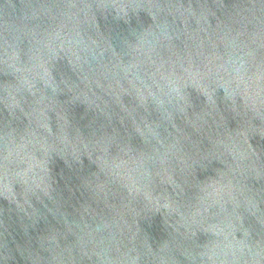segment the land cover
Segmentation results:
<instances>
[{"label":"water","instance_id":"95a60500","mask_svg":"<svg viewBox=\"0 0 264 264\" xmlns=\"http://www.w3.org/2000/svg\"><path fill=\"white\" fill-rule=\"evenodd\" d=\"M0 264H264V0H0Z\"/></svg>","mask_w":264,"mask_h":264}]
</instances>
